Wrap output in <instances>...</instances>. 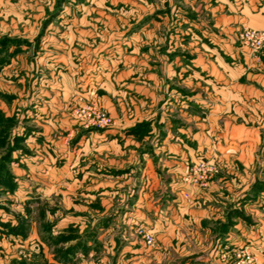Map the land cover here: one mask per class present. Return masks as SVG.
I'll list each match as a JSON object with an SVG mask.
<instances>
[{
  "label": "rangeland",
  "instance_id": "374dc122",
  "mask_svg": "<svg viewBox=\"0 0 264 264\" xmlns=\"http://www.w3.org/2000/svg\"><path fill=\"white\" fill-rule=\"evenodd\" d=\"M223 6L0 0V264H264V104L249 115L245 103L234 122L208 83L209 61L237 68L231 48L216 45L226 36L209 10ZM245 29L263 28L234 30L231 46L258 63L264 55L238 41ZM67 78L77 101L64 99ZM111 105L141 121L119 125ZM81 108L110 126H86ZM110 129L137 142L154 133L149 157L177 137L182 174L161 170L180 162L164 150L149 184L139 170L109 167L90 134Z\"/></svg>",
  "mask_w": 264,
  "mask_h": 264
},
{
  "label": "crops",
  "instance_id": "0c3cea01",
  "mask_svg": "<svg viewBox=\"0 0 264 264\" xmlns=\"http://www.w3.org/2000/svg\"><path fill=\"white\" fill-rule=\"evenodd\" d=\"M218 1H222L224 3L223 10L217 11L214 10L215 8H211L209 11L212 13L211 20L217 25V27H219L218 34H224V36H226V40L225 38H219V40L216 41V45L218 42L219 44L217 45V48L223 49L222 47H226L227 50L229 47L231 48L230 51L233 52L232 59L236 62L237 68H231L229 70L224 67L223 64L219 63V66H222L221 69H219V66H214L211 64L213 62L209 61L210 64H207V66L209 65L208 71L211 74L209 73L207 76H210L211 79L208 83L212 85L215 95L220 96V98L217 96L216 101L213 100V105L218 107H233V121L238 122L239 117L244 116L241 108L245 106V103L249 108V115L252 110L255 114V107L258 104L259 106H261L260 104H264V58L256 63L252 60L250 55L243 54L239 56V53H237L233 46H231V37H233V31L239 29L240 27L245 26L255 29L264 28V0H242V4L239 2L240 0H235L234 3H227L226 0ZM242 51L248 52L245 48H242ZM244 65H246L247 68H244ZM64 82L66 83L62 89L64 99L65 97H69L71 95L69 99H72L75 96L72 100L77 101L78 92L74 91L73 86L70 88L71 79L67 78ZM138 87L141 92H144L142 86H136V89ZM128 90H131V87L121 89V94L117 96L119 99L117 97L114 99L117 101V104L114 106L118 107L120 110L123 108L124 102H126L124 101L125 96L123 95H125V91ZM261 100L263 102H261ZM107 109L108 111L106 110V112L111 116H120L118 118L119 125H127L141 121L136 120L138 118L137 112L132 115L126 113L124 115H117L119 109L117 111V109H114L113 105L109 106ZM222 116L225 117L227 114L224 113ZM182 136L186 137L187 134L184 133ZM155 137L154 133L150 132L149 136H146L142 138L140 142H137V139H135L133 135H130L128 132L122 131L121 129H110L100 133L93 132L90 134V139L94 140L92 144L94 146L92 148L94 151H97L96 155H104L107 159L106 164L109 167L135 169L141 171V175L137 181H140L139 183L142 185L144 177H148L145 180V183L149 184L150 178L153 177L152 169L155 167L153 166V160H157L156 156L163 150L165 152L164 156H167L166 158L179 157L180 162L175 161L174 164H167V161H162L163 164L161 170L166 169V172L169 171L175 174L180 173V175L183 172L179 163L185 159V153L183 152L187 149L186 143L181 146L180 143L177 142L178 138L175 137L176 141L174 142L155 145V147L151 149V151L154 152V155H150L149 157L143 153V143L149 138L154 139ZM169 137V134H165L164 140H167ZM163 143H165V141H163ZM163 146H167V150H170L167 151L166 148H163ZM89 157L91 158V156ZM90 158H88V160ZM161 178L162 177L160 176L157 180V185H159L158 187L163 184V178ZM170 184L172 185V181Z\"/></svg>",
  "mask_w": 264,
  "mask_h": 264
},
{
  "label": "built area",
  "instance_id": "2783aa9c",
  "mask_svg": "<svg viewBox=\"0 0 264 264\" xmlns=\"http://www.w3.org/2000/svg\"><path fill=\"white\" fill-rule=\"evenodd\" d=\"M238 41L243 47L251 48L253 52L264 55V28L262 30L245 29L239 35ZM75 115L81 118L86 126L106 128L111 124V118L96 108H81L75 111ZM142 237L147 245L153 243V238L149 234L143 233Z\"/></svg>",
  "mask_w": 264,
  "mask_h": 264
}]
</instances>
